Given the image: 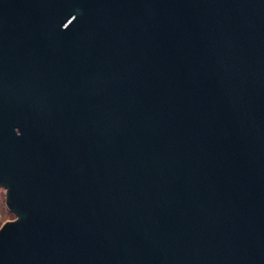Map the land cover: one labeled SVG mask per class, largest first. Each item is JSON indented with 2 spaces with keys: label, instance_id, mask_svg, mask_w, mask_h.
Here are the masks:
<instances>
[{
  "label": "water",
  "instance_id": "obj_1",
  "mask_svg": "<svg viewBox=\"0 0 264 264\" xmlns=\"http://www.w3.org/2000/svg\"><path fill=\"white\" fill-rule=\"evenodd\" d=\"M0 264H264V0H0Z\"/></svg>",
  "mask_w": 264,
  "mask_h": 264
},
{
  "label": "rangeland",
  "instance_id": "obj_2",
  "mask_svg": "<svg viewBox=\"0 0 264 264\" xmlns=\"http://www.w3.org/2000/svg\"><path fill=\"white\" fill-rule=\"evenodd\" d=\"M14 218V214L9 212L5 206L4 190L0 189V226Z\"/></svg>",
  "mask_w": 264,
  "mask_h": 264
}]
</instances>
